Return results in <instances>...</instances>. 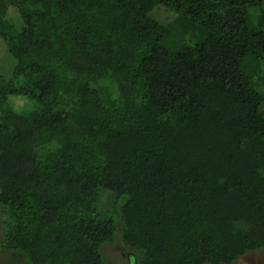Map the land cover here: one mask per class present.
<instances>
[{
    "label": "trees",
    "instance_id": "obj_1",
    "mask_svg": "<svg viewBox=\"0 0 264 264\" xmlns=\"http://www.w3.org/2000/svg\"><path fill=\"white\" fill-rule=\"evenodd\" d=\"M11 5L30 40L1 90L38 109L0 99L2 264H109L118 234L136 264L264 248V0ZM157 5L206 31L196 52L144 24ZM99 187L118 223L99 222Z\"/></svg>",
    "mask_w": 264,
    "mask_h": 264
},
{
    "label": "rangeland",
    "instance_id": "obj_2",
    "mask_svg": "<svg viewBox=\"0 0 264 264\" xmlns=\"http://www.w3.org/2000/svg\"><path fill=\"white\" fill-rule=\"evenodd\" d=\"M143 22L148 27L160 32L178 45L196 52L205 37L206 31L197 23L183 15L174 12L163 5L155 6L144 17ZM30 40V30L21 8L11 5L5 15L0 17V99L10 103L20 104L24 109L32 110L38 107L28 99L9 97L1 90V83L7 80L15 65V54L24 50ZM263 68V67H262ZM258 74V88L264 94V68ZM95 204L99 222L112 219L118 223V213L124 200L104 188H97ZM4 193L0 191V202H4ZM119 226V224H117ZM5 221L0 209V264L8 257L1 247L2 233ZM103 255L109 264H136L137 255L123 246L119 234L102 247ZM10 253V252H9ZM10 254H13L12 252ZM17 254L14 253L13 256ZM25 264V263H17ZM206 264V263H204ZM219 264H264V248L249 250L235 261Z\"/></svg>",
    "mask_w": 264,
    "mask_h": 264
}]
</instances>
